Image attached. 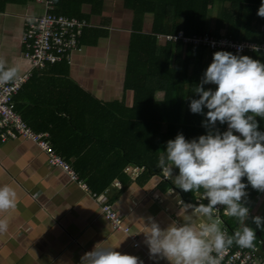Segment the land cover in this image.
<instances>
[{
	"label": "crops",
	"instance_id": "1",
	"mask_svg": "<svg viewBox=\"0 0 264 264\" xmlns=\"http://www.w3.org/2000/svg\"><path fill=\"white\" fill-rule=\"evenodd\" d=\"M78 4L80 15L90 23L80 49L72 52L70 62L34 70L23 56L24 17L43 14L44 8L35 0H19L8 2L0 12V60L15 68L16 76L32 73L14 98L15 109L35 131L49 134L53 148L79 176L73 181L64 169L50 165L48 155L30 139L0 141V186L17 193L16 207L0 212V219L8 222L7 231L0 232V264H80L96 246L116 247L143 264H170L166 257L150 255L145 227L149 218L161 229L182 224L180 201L191 204L193 192H184L162 171L151 174L138 163L123 169V150L104 139L111 142L120 136L116 122L121 119L139 120L131 113L116 115L113 108L108 112V106L131 107L134 94L126 85L131 34L135 28L151 33L153 16L136 18L123 0H105L99 12L91 4ZM122 131L123 137L130 134ZM132 166L142 168L139 175L127 171ZM178 174L174 169L173 175ZM81 184L98 185L89 186L90 191L107 193L129 233L114 231ZM251 209L256 216L264 209V192L255 191ZM228 222L238 226L233 218Z\"/></svg>",
	"mask_w": 264,
	"mask_h": 264
},
{
	"label": "clouds",
	"instance_id": "2",
	"mask_svg": "<svg viewBox=\"0 0 264 264\" xmlns=\"http://www.w3.org/2000/svg\"><path fill=\"white\" fill-rule=\"evenodd\" d=\"M257 15L264 17V0ZM251 47L260 51L259 46ZM16 74L15 68L0 60V82L11 80ZM207 84L216 85L215 90H206ZM194 93L199 98L191 99L190 110L204 114L203 126L211 130L192 140L178 133L175 139L167 141L156 166L164 178L174 180L176 187L193 192L198 200L208 203L193 205L180 201L183 223L173 222L166 229L149 218L146 243L152 257H166L170 264H221L222 254L234 245L255 247V230L246 223L249 208L242 201L247 196L248 184L264 192V132L258 131L256 120L264 118V63L247 55L217 51ZM204 108L207 113H203ZM217 121L227 123L228 130L220 133L215 129ZM174 169L179 170L178 175H173ZM244 177L248 184L242 182ZM16 199L12 187L0 186V212L15 208ZM218 206L223 207L225 216L237 221L238 227L232 234L223 228ZM251 219L264 231V218ZM7 229V220L0 219V232ZM115 248L96 246L81 257L80 264H143L138 257L122 254Z\"/></svg>",
	"mask_w": 264,
	"mask_h": 264
},
{
	"label": "trees",
	"instance_id": "3",
	"mask_svg": "<svg viewBox=\"0 0 264 264\" xmlns=\"http://www.w3.org/2000/svg\"><path fill=\"white\" fill-rule=\"evenodd\" d=\"M0 0V12L8 2ZM58 13L67 16L85 17L79 13V5L91 4L99 12L105 0H55ZM136 18L147 14L153 16V30L144 33L135 28L131 34L126 85L133 91V103L126 110L120 103L110 104L116 115L126 117L131 113L138 121L125 119L116 122L120 136L106 143L123 150V169L129 163L144 165L151 174L160 173L158 158L166 150L167 141L182 133L187 140L206 135L211 129L205 128L204 114L190 110L191 99H198L194 88L201 81L207 67L213 60L214 51L203 43H185L182 39L160 41L158 35H177L183 31L186 36H208L215 41L228 37L235 42L264 43V17L257 15L262 0H123ZM139 24L134 23V27ZM228 52L238 55L235 51ZM254 60L264 63V54L245 53ZM205 89L215 90L216 85L207 84ZM20 92V91H19ZM86 96V94L84 93ZM15 103V101H14ZM103 112H107L106 108ZM208 109L204 108L203 113ZM102 112V111H100ZM258 131L264 132V118L256 117ZM226 124L217 121L215 129L225 131ZM122 129L130 134L123 137ZM120 138V139H119ZM130 145V147H129ZM248 184L247 178H243ZM108 183L101 184L103 190ZM97 189L98 185H89ZM252 196L243 198L246 207L252 208L256 189L247 187ZM94 191V190H93ZM96 192V191H94ZM99 193V192H96ZM230 223L231 234L236 228ZM264 237L258 232L256 240Z\"/></svg>",
	"mask_w": 264,
	"mask_h": 264
},
{
	"label": "built area",
	"instance_id": "4",
	"mask_svg": "<svg viewBox=\"0 0 264 264\" xmlns=\"http://www.w3.org/2000/svg\"><path fill=\"white\" fill-rule=\"evenodd\" d=\"M35 2L44 8V13L40 15H26L24 17V30L21 41L23 44V56L30 62V67L34 69H43L48 65L62 64L64 61H71L72 52L80 49L81 39L90 23L84 18L69 17L57 12V3L55 0H35ZM166 41L176 42L182 39L185 43L192 42L195 44L203 43L214 52L217 51H235L238 55L245 53H256L252 50L253 45L259 46L260 51L257 53L264 54V43L255 42H235L228 37L214 40L208 36H186L183 31L177 35H158V38ZM164 40V41H165ZM242 46V51L238 48ZM32 73L28 72L16 76L11 81L0 82V141L6 142L16 138H26L34 141L38 147L48 155L49 164L64 169L73 181H78L79 176L75 169L60 156L53 145L50 143L47 132L35 131L23 117L16 111L14 98L22 87L30 81ZM225 131L228 130L226 124ZM234 134H237L234 132ZM133 175H139L141 167L132 166L127 169ZM81 186L98 202L102 214L110 221L112 228L116 232L129 233L128 228H124L123 222L117 212L113 209L108 200L107 193H94L86 184ZM246 191V190H245ZM247 195L248 192L246 191ZM190 201L193 205L199 203L207 204V200L200 201L196 194L190 195ZM218 213L223 220V228L231 234V226L228 217L223 214V207ZM255 216L252 209L249 208V218ZM136 241V237L132 236ZM255 247L239 248L233 246L222 254L221 264H264V241L258 239L254 241ZM135 245H139L136 241Z\"/></svg>",
	"mask_w": 264,
	"mask_h": 264
},
{
	"label": "rangeland",
	"instance_id": "5",
	"mask_svg": "<svg viewBox=\"0 0 264 264\" xmlns=\"http://www.w3.org/2000/svg\"><path fill=\"white\" fill-rule=\"evenodd\" d=\"M166 38L164 37H162V40H160V41H164ZM257 216H260V217H262V218H264V209L260 212V210H257ZM256 216V215H255ZM254 216V217H255ZM231 217H228L227 219L229 220ZM233 222H235L236 224H237V221L233 218ZM246 223L250 226V227H252L254 230H255V234L257 235L258 234V232H262V234H263V237H264V231H261V229L260 228H257V226L255 225V223H253V221H252V219L251 218H249L247 221H246ZM234 227L236 226V225H233ZM236 227H238V226H236Z\"/></svg>",
	"mask_w": 264,
	"mask_h": 264
}]
</instances>
